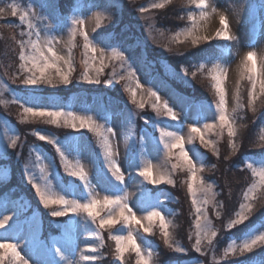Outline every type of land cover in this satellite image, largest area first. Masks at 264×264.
Masks as SVG:
<instances>
[{"label": "snow or ice", "instance_id": "6c2138e0", "mask_svg": "<svg viewBox=\"0 0 264 264\" xmlns=\"http://www.w3.org/2000/svg\"><path fill=\"white\" fill-rule=\"evenodd\" d=\"M172 0H161L153 2L151 9H164L166 5L171 4ZM187 4L194 5L195 12L187 13V20L190 24L182 31L177 32L171 37L170 43L177 45H190L192 48L198 47L202 42L212 40L231 42L236 37L231 35L229 27V18L227 10H221L214 0H186ZM110 7L117 6L116 3H110ZM141 13L149 11L148 7L138 9ZM10 15L18 17L19 25L7 21L5 26L8 28L20 27L19 39L15 35L12 39L18 45V61L21 76H15L13 83L18 79L19 82L29 89V95L26 100L21 101L14 97L13 102L18 103L22 109L20 123H28L27 117L39 118L44 124L55 125L57 127L70 128L73 132L79 133L82 129L94 133L100 142L104 167L110 176H105L107 187L99 189L90 179L89 172L85 164L81 163L80 158L73 161L68 155L65 146L50 135L41 132L39 129L31 134L39 141L51 145L59 157L60 166L68 177L75 178L80 182L81 191L77 195L71 193V198L63 191H57L52 179H50V169L52 164L43 165L41 163L42 154L39 153L35 146H32L29 152V159L22 165V171L26 178V183L35 191L38 202L44 209H50L48 213L53 218L63 217H83L84 227L90 232L86 237L87 240L95 241L81 248L76 233L59 221L54 222V226L59 231L58 237L51 240L42 239V219H36L33 231L29 238H25L21 244L19 235H10L7 227L15 224L17 214H5L0 218V230H5L0 235V264H96L104 258L101 249L104 247V233H108V238L114 241L113 256L119 264H125L126 255L134 254L135 264H154V250H146L139 242L138 233L143 232L148 235L154 234L157 229L163 244L170 250L177 253H187L189 250L200 256H206L209 251H215L216 238L218 229L215 227L213 219L209 216V207L215 210L216 218L219 219L221 213L219 209L224 207L223 202L217 197L220 195L216 191L215 182H210L199 175L205 170V156L198 150L192 152L185 148V135L183 134V121L180 115L174 111L165 101L160 103L161 97L157 91L147 90L150 98H153L151 108L158 116H166L170 121L179 122V130H170L167 124L155 125L159 135L153 137L156 140L155 151L163 153L165 162L159 165H153L150 159L143 157V147L145 138L141 136L138 143L141 146V163L135 159L130 161V170L127 172L129 178L136 176L142 178V182L137 183L138 196L134 203L130 202L133 195L128 191L125 172L115 159L118 151L114 147L116 131L112 126L105 123H98L93 115L88 113H77L72 110H62L55 107L44 106L37 90L41 86L57 88L60 86L67 87L73 83V73L75 67L71 55L72 48L77 47V37L82 38L83 44V67L84 71L77 78V82L89 85L105 84L111 86L119 84L121 81H132L136 78V72L133 66L128 62L123 50L113 49L110 56L106 55L105 49L99 47L89 34L84 30L85 18L73 11L72 16L63 25L67 29L71 47L68 48V55L64 56L55 50V44L58 43L57 36L54 33L56 28L45 23L43 35L36 21L44 22L46 18L39 16L34 8L21 7L16 0H0V19ZM219 17V29L214 36L200 35L199 26L201 21L207 20L210 16ZM183 19V17H181ZM96 28H99L102 22L109 17L102 13H97L94 17ZM149 31L154 25H149ZM95 30V29H94ZM163 36V32H159ZM166 51L172 52V48L165 46ZM225 51L230 52V47ZM177 54L183 55V52ZM120 61L121 72L118 75L113 66V72L106 79L105 68L110 67L106 60ZM259 60V62H258ZM196 70L189 72V69L181 66L184 77L194 80L197 74L207 73L211 81V89L214 92L215 100L208 104L207 111L214 113L212 122H208L206 114L201 119L188 125L190 136L187 143L192 144L198 140L202 148L211 151L212 155L220 159V153L215 148V141L209 139L206 133L216 132L222 136L226 130L228 137V146L232 149V155H236L240 150V144L237 143L239 137L238 121L243 120L244 116L238 113L247 109L253 113L254 118H258L257 113L264 115V57L258 58L255 50H249L240 61V80L246 81L244 94L241 92V85L237 84L233 99L235 107L228 109V93L225 87L228 78L229 67L220 60H212L210 67L205 63L193 66ZM141 88L138 79H135V88L125 86L124 91L129 94L131 104L138 110L145 108V103L137 100L136 89ZM246 94V95H245ZM257 101H260L258 108ZM3 101H0L2 103ZM205 113V110H201ZM139 112H129L128 122L130 126L129 139H131V129H134L135 119ZM147 124L149 121L144 117H139ZM254 122V121H253ZM7 136V133H5ZM20 136L13 134L8 136V143L0 146V158L9 155V148L15 150L18 146ZM125 146L128 148L129 141L125 140ZM35 153L34 160L32 159ZM128 153L126 152V155ZM21 158V153H17V159ZM175 159L176 163H171ZM229 159L228 156L224 157ZM171 163V168L167 164ZM33 167H39V175L33 171ZM216 168V165H211ZM0 168H3L0 165ZM246 168L251 171L254 178H258V183L253 180L242 192L241 201L229 216L225 228L229 231L246 225V222L258 210L256 201L264 199L258 197V191L264 190V163L260 167H255L252 163H247ZM155 169V173H154ZM184 171L187 175L185 181L187 195L191 200V207L194 213V230L188 234L189 241H193L191 249L182 247L175 239L170 228H174L171 219L168 216L172 213L166 212L162 206L160 194H153L143 187L146 182L150 185H170L175 187L173 172L175 170ZM10 174V168L6 169ZM240 171H244L243 168ZM3 181L0 180V183ZM103 193V194H101ZM55 206V207H54ZM136 209V210H134ZM139 212V215H138ZM36 216V213H33ZM12 222V223H10ZM146 222V223H145ZM119 226V227H117ZM115 230V231H113ZM27 248L29 253L26 254L24 249ZM264 248V226L257 230L255 226L247 227L239 237L230 238V242L223 250L224 258H239L251 254L254 250ZM41 255H48L51 259L43 260ZM78 257V258H77ZM213 264H219L216 256L212 257ZM202 264V262H200Z\"/></svg>", "mask_w": 264, "mask_h": 264}, {"label": "rangeland", "instance_id": "374dc122", "mask_svg": "<svg viewBox=\"0 0 264 264\" xmlns=\"http://www.w3.org/2000/svg\"><path fill=\"white\" fill-rule=\"evenodd\" d=\"M129 1L130 0H106L98 3L91 0H75L74 10H71V14L68 15L66 20H64V18H62V13L60 14L59 12H57L56 15L54 13L53 15H50L52 12L51 10L42 11V9H40V6H37L32 1L31 3H29L24 2L23 0H16V2L20 3L21 7H32L39 16L46 18L44 22L36 21V23L39 25V29L41 30L42 35L45 23L51 24L56 28L53 34L57 36L59 42L55 44V50L59 54L64 56L68 55V48L71 47V44L69 42L70 38L68 35V31L66 28L63 27V25L72 16L73 11H75L76 14L82 15L85 18L84 30L89 34V37L91 39H93L94 33H96L103 24L102 22L101 26L99 28H96V21L94 19L96 14L102 13L104 16H112L114 19V16L118 15L113 14L115 12L120 13L123 22L128 25V27L132 31V34L136 37V44L134 43L137 46L136 48H140L141 53L146 57V59H148L147 62H149V64L151 65L150 68V66H148L147 63L144 62V65L146 66V73L139 72L137 70L139 66L140 70H142L143 67L141 65L143 64H141V62L139 61L133 60L136 56L135 53L126 54L124 48L118 44H110L109 46H107L108 41L106 44H104L105 41H95L93 39L99 47L105 49L107 56H110V53L113 49L123 50L126 58L128 59V62L133 66V70L137 74L136 78H134V80L132 81L125 80L121 81L119 84H113L111 86L105 85L103 83L99 85H91L101 86V89L107 91L108 98H105L103 94L101 96L99 94H94L92 91L81 90L79 92L71 93L64 100V95H61L63 93L60 92V88L64 86L57 87L58 90H49L46 89V86H41L37 90V94L41 97L44 106L55 107L66 111L72 110L77 113H88L93 115V118L96 119L98 123H105L106 125L112 126L115 129L117 135L114 141V147L118 151V155L115 157V159H117V161L121 165L122 171L125 172V179L127 182L128 191L133 194L130 197V202L134 203L137 200L138 196L137 183L142 182V178L136 176L135 172H133V177L129 178L127 172L130 170L131 160L135 159L137 163L142 162L141 146L138 143L139 138L141 136L145 138V144L143 147V157L146 159H150L153 165H159L165 162V157L163 153H157L155 151L156 140H154L153 137H158L159 135L155 125L167 124L170 130H179L181 128V124L179 122L170 121L166 116H158L156 112L152 110L151 104L153 103V98H150L148 96L147 90L151 89L153 91H157L158 95H160L161 97L160 103L162 104L163 102L167 101L169 106L173 107L174 111H176L180 115L181 120L184 124L183 134L185 135V148L190 149L192 152L198 150L199 152L204 154L205 158L206 153L202 151L196 144V141L198 140L194 141V143L192 144L187 143V139L191 135L189 132L188 125L200 120L201 116L204 114H206L208 122H212L214 113L212 111H207V106L208 104L213 103V101L215 100V96L213 90L211 89V81L210 79H208L207 76H202L201 79H197L201 83L208 82V84H204V87H206L207 92H209L210 90V96L213 97L212 100L209 101L208 98L200 99L199 97L201 96L197 97L196 95H194L193 92H190L188 94L186 83H188V81L190 82V80L192 79L191 76L184 77L181 68H173L168 64L167 61L169 57L172 58L171 54L173 53V51H177V49L181 46L170 43V39L177 32L182 31L185 27L190 26L187 20V13L189 11H196L194 5L187 4L188 9L185 11L187 22L185 20L183 26H180V28L177 29L172 28L167 31L164 29H160L158 27L159 22L155 19L156 13L160 9H151L150 7L153 2H161V0H151V3H146V1L148 0H131L136 4V7L141 3L145 2L143 5H141V7L149 8V11L145 13H141L139 10L136 13L130 12L131 10L128 6L131 3ZM214 2L218 5L221 10H227L230 33L231 35L236 37V39L231 42H222L216 40L210 41H216L218 43V54L215 53L213 55H206L202 59L201 63H205L207 66L210 67V62L212 60L218 59L229 67V73L225 87L228 93V109L229 111H231V109L235 107V100L233 99V94L235 92L237 84L241 85V92L243 94L244 87L246 85V81L240 80L239 65L242 57L249 50H255L257 52L258 58L264 57V0H214ZM110 3H116L117 6L110 7ZM177 3V7H179L183 3L186 4V1L177 0ZM149 25H154L151 31H149ZM219 27V17L217 15H212L207 20L200 22L198 34L211 37L215 35V32L219 29ZM159 32H163L164 35L160 36ZM13 35H15L17 39L20 38L19 36L17 37L16 34ZM78 38L79 37H77V39ZM11 42L15 44L14 49L11 48ZM165 46L171 47L172 52L166 51ZM78 47L82 49L79 53H75V49L77 47L72 48L71 52L73 64L75 67L73 79H75L76 75L81 74L84 71V57L82 55L83 48L82 45H78ZM229 47L230 52L225 51V49ZM5 50H11L13 52V54L16 56L17 63H14L9 59V57L5 53ZM18 52V45L13 39L12 41H10L8 46L7 43L0 46V101H3L2 103H0V146L8 143V136L18 134L20 136V140L18 141L19 143L22 140H26L28 130L30 131V134L33 131L37 130H30L32 129V127H27L26 125H43L38 129L41 132L46 133L51 137L57 139L61 145L65 146L70 159L74 161L77 156L80 158L81 163L85 164L86 170L89 172L90 179L93 181L94 185H98L99 189L107 187L108 185L107 181L105 180V176H110V174L107 173L104 167L100 142L94 133L88 132L86 129H82L79 133H70L66 130L57 132L56 130L50 128L49 125H44V123H42V120H40L39 118L32 117L26 118L29 121L28 123H20V120L24 119V117H22L21 115L22 109L20 108V105L18 103L13 102V99L14 97H16L19 98L21 101L26 100L29 95V89L25 88V86L22 85L18 79L15 83H13V78L15 76H21L22 78V74L20 73L18 67ZM106 63H109L110 67L105 68V76L101 77V79H106L108 76L111 75V73L113 72V66L116 69V64L120 65V61L118 60L109 59L106 60ZM118 70L119 72L116 73L119 75L122 70L120 67L118 68ZM146 75H148L147 78ZM135 79H138L141 84V88L136 89V91L138 102L142 101L145 103V108L143 110H138L134 105H132L129 94L124 91V87L126 85L135 88ZM172 79L185 83L180 85L181 87H183V90H181V87H179V84H177V82L173 84ZM82 84L86 85L85 83ZM112 97H116L117 106L111 101ZM108 100H110L113 104V107L111 106V112L107 111ZM66 101H70V103L68 104ZM45 102H47V104ZM202 109L205 110V113H202ZM130 111L139 112V116L135 119L134 129H131V139H129L130 126L128 122V116ZM139 117H144L149 121V123L145 124L144 120L140 119ZM5 133H7V136L5 135ZM242 133H244V128L239 127L240 137L243 136ZM254 134L256 138L258 136L260 139L263 138L261 136H264V123L262 124V126L261 124H258L256 126V133L254 132ZM206 135L209 139L216 142L214 146L217 149H220V145L228 139L226 130L222 136L217 135L216 132L206 133ZM33 140H31L27 145L28 149L26 150L24 159L22 156L23 152L21 151L23 143L17 150H13L11 148L7 150L9 155L4 156L3 158L9 163L0 162V165L3 166V168H0V180H2L3 182L9 180L12 174L11 168H15L17 166V162L19 164V168L23 178L26 179L22 171V165L26 160L29 159V152L31 147L35 146L38 149L39 153L42 154L41 163L43 165L52 164V167L50 169V179H52L54 188L57 191H63L66 195L69 196V198H71L72 192H75L78 195L81 191L80 182L72 177L69 178L68 181H65L64 178L68 176L66 175V173H64L63 168H60V162L58 161V168L55 159L48 154V151L46 150V146L48 144L46 142H41L37 139L35 142L32 143ZM125 140L129 141L128 148H126L125 146ZM12 151H14L13 154ZM126 152L128 153L127 155ZM17 153H21V158L19 160L17 159ZM230 154H232V151L229 152V156ZM55 155L56 157H58L56 153ZM34 156L35 153H33L32 156L33 160ZM210 160L212 163L214 162L215 164L221 162L220 160H217V158L214 156H211ZM176 162L177 161L175 159L171 161V163ZM171 163L167 164V167L169 169L171 168ZM247 163H252L255 167H260L261 164L264 163V157L260 155H255V153H253L247 155L246 159H244L241 168L245 169L246 175L249 177L246 187L253 180H256V182L258 183V178H254L251 174V171L246 168ZM213 164H206L207 166L205 167V170L199 173V175L206 178L210 182H215L216 191L219 192L220 182L216 179L211 178L217 174L216 170L219 167L212 168L211 165ZM9 168L10 174L8 171H6V169ZM15 169H17V167ZM32 171L37 176L39 175V167H33ZM180 171L181 170L179 169L175 170L173 172V178H175ZM218 176L219 175L215 177ZM186 179L187 175L186 173H184L183 175H181L179 183H176V187H178L179 184L183 182L181 186L185 187V194H187V187L185 183ZM143 187L152 192L154 195L160 194L161 201L163 202L162 206L164 207L166 212L171 213V211L169 210L168 203L177 198L174 197L175 195L160 190V185H150L144 182ZM4 191L1 190L0 192L3 193ZM11 192L12 194L5 192L4 197L0 196V218H2L5 214H17L15 224H13L12 227L6 226V228L10 235L15 234L21 237V244H23L25 238H29L31 236L34 222L36 219H42V239L44 240H51L53 237L59 236V231L54 226V222L59 221L60 223L65 224L66 226L75 231L76 237L78 238V242L81 248L85 247L87 244H92L95 242L86 239V237L90 235V232H88L84 227L83 217L69 216L60 219L53 218L48 214L50 212V209H48L44 213V211H42L45 210L43 206L40 204L38 206L36 204V202L38 201V197H36L34 190V193H30L29 195L22 194L21 196L17 195V192L15 191ZM181 195L183 196V199L186 197L184 194ZM187 199L189 200L188 204L190 207L191 200L189 197ZM217 199L221 201V199H219V196L217 197ZM190 211L191 213H193L192 209H190ZM208 211L210 218L213 219L214 225L218 229V236L221 232H223L222 230H224V232L228 231V233L231 232L227 230L224 226L228 220V217L225 214V205L222 209H219L221 213L219 219L216 218L215 210H213L211 207H209ZM34 212L36 213L35 217L33 216ZM184 217L190 220V225H192L191 230H194V213L192 219L190 217L189 211L185 213ZM45 218L47 219L48 223L47 227L44 226ZM168 219H171L173 225L175 226L174 228H170V231H172L175 237L174 229L178 226V224H180L179 219H175V217H171V215L168 216ZM261 226H264V221L256 225L255 228L257 230H260ZM48 230L53 231L47 234ZM4 231L5 230H0V235H2ZM189 231L190 229H187L184 232L185 237H183L182 239H176L175 237L176 241L179 244L181 243L180 245L186 249H191V244L194 243V239L193 241H189L188 239ZM137 235L139 237V242L144 246V248L146 250H154L155 253L156 243L149 240L148 234H145L141 231ZM155 237L159 238L158 236ZM214 244L215 251H209L206 256H200L199 254L194 253L191 250H189L187 253L176 252L175 254H178L179 256L183 257L180 262L174 261L172 264H200V262H202V264H213V255L216 256V259L217 261H219V264H227V262H229L227 260L228 258L223 257V251L219 252L216 241H214ZM112 245L113 246H111L109 250V258H112L114 260V264H119V262L116 261L113 256V250L115 246L114 241H112ZM24 252L26 254H31L29 253V250L27 248L24 249ZM171 253H174V251L171 250ZM40 258L43 260L51 259V257L48 255H41ZM231 260L235 261L233 258ZM127 264H135V257H129L127 259ZM248 264H264V260L255 261Z\"/></svg>", "mask_w": 264, "mask_h": 264}, {"label": "trees", "instance_id": "16d2710c", "mask_svg": "<svg viewBox=\"0 0 264 264\" xmlns=\"http://www.w3.org/2000/svg\"><path fill=\"white\" fill-rule=\"evenodd\" d=\"M23 1L29 2V3H31V1L34 2L37 6H40V9H42V11L51 10L52 12L50 15H53V13L56 15L57 12H59L60 14L69 13L75 5V0H23ZM91 1L99 2V1H106V0H91ZM129 2L131 3L128 6L130 7V10H131L130 12H134V13H136L138 9L141 8V5L145 3L143 2L136 7V4L134 2H132L131 0ZM146 3H151V0L146 1ZM177 4H178L177 0H172L171 4H168L164 9H160L157 11L155 19L159 22L158 27L160 29L169 31L172 28L177 29V28H180V26H183L186 20L185 11L188 9L187 3L186 4L183 3L179 7H177L178 6ZM113 14H118V15L114 16L115 17L114 19L112 16L111 17L107 16L109 17V19H106L103 21V24L100 27V29L96 33H94L93 39L95 41H98V40L105 41L104 44H106L108 41L107 46H109L110 44H118L124 48L126 54L135 53L136 56H135V59L133 60L139 61L141 62V64H143L141 65L143 69L140 70V66H139L137 70L139 72L146 73V70H145L146 66L144 65V62L147 63V65L150 66V68H151V65L149 64V62H147L148 59H146V57L141 53L140 48H136L137 47L135 45L136 40H137L136 37L132 34V31L128 27V25H126L123 22V19L120 13L115 12ZM180 17H183V19L182 18L180 19ZM7 21H11L13 24L19 25L18 17H11L10 15H8V16H5L3 19H0V46L6 43L8 46L10 41H12L13 34H16L18 37L19 31L21 30L20 27H16L14 29L6 27L5 24ZM82 44H83L82 38L79 37L77 39V45H82ZM11 48L12 49L15 48V44H13L12 42H11ZM218 49L219 47L216 41L210 42V43L202 42L196 48H192L190 45H181L177 49V51H173V53L171 54L172 58L169 57L167 61H168V64L172 66L173 68L178 69V68H181V66H183L184 68L189 69V72H190L191 70L192 71L196 70L193 66L200 64L202 62V59L206 55H213L215 53L218 54ZM81 50L82 49L77 46V48L75 49L76 51L75 53L77 52L79 53ZM178 52H183L184 54L179 55L177 54ZM5 53L7 54V56L12 62L17 63L16 56L13 54L11 50H5ZM119 67L120 65L116 64V69H115L117 70L116 72H119L118 70ZM79 76L80 74L76 75L75 79H73V83L69 85L68 87L60 88L61 89L60 92L63 93L61 95H64V100L71 93L79 92L81 90L92 91L94 94H99L101 96L103 94L105 98H108L107 91L101 89V86H91L89 84L84 85L82 83L77 82V78ZM202 76H207V73L206 72L204 74L198 73L196 79L194 80L191 79L190 82L188 81V83H186L187 93L189 94L190 92H193L194 95H196L197 97L201 96L199 97L200 99L208 98V100L210 101L213 99V97L210 96L211 92L210 90L209 92H207L206 87H204V84H208V82L201 83L197 79V78L201 79ZM147 77L148 75H146V78ZM172 81H173V84L177 82V84H179V87H181L180 85L185 84L181 81H175L174 79H172ZM196 83H198L199 85ZM182 88L183 87H181V90H183ZM46 89L58 90L57 88H51V87H46ZM261 100H264V97H262ZM111 101L115 103V105L117 106L116 97H112ZM45 103L47 104V102ZM257 106L259 108L260 101H257ZM261 111H264V109H261ZM238 114L244 116L243 120L238 121V126L244 125L242 127L244 128V133H242L243 136L242 137L239 136L237 139V143L241 145L240 150L239 152L236 153V155L230 154L229 156V152L232 151V149L228 146V139L224 141L220 145V149H218L220 153L219 160L221 162L217 164L213 162L216 165V168L219 167L216 170L217 174L215 176L217 175L219 176L211 177L212 179H216L217 181L220 182L219 199H221V202H223V204L225 205V214L228 218L232 214L233 210L238 207V204L241 201L242 192L248 183L247 181L249 180V177L246 175L245 169L244 171H240L244 159H246L247 155H250L253 153H255V155H260L264 157V139H263L264 136H261L263 138L260 139L259 136L256 138L254 134V132L256 133V126L258 124H261L262 126V124L264 123V115H260V113L258 112L257 113L258 118H254L253 113L247 109L242 110ZM44 125H49V124H44ZM26 126L32 127V129L30 130H35V129L40 128L43 125L38 126L34 124V125H26ZM49 126L50 128L56 130L57 132L66 130L67 132L74 133L72 129L70 128H62V127H57L55 125H49ZM33 139H35V137L32 134H30V131L28 130L26 140L25 141L22 140L18 143L16 150L23 143V146L21 149V151L23 152L22 153L23 159H24L26 150L28 149L27 145ZM35 141L36 139L33 140L32 143ZM196 144L202 151L206 153V158H205L206 164H213L210 160L211 156H213L211 151L202 148L199 144V141H196ZM43 145H46V144H43ZM46 148H47L46 150L48 151V154L51 155L55 159L56 164L59 168V165H60V164L58 165L59 160L57 159L52 149V146L47 145ZM13 153L14 151H12V154ZM225 156H228L229 159L225 160L224 159ZM0 162L9 163L4 158L3 159L1 158ZM16 167L17 169H15ZM16 167L11 168L12 174L9 180L6 182L0 183V191L5 190L3 193L0 192L1 197L4 196L5 192L12 194L11 191L17 192V195L19 196H21L22 194L29 195L30 193H34L33 192L34 189H32L26 183V179L23 178L18 162H17ZM184 173H185L184 171H180L176 175V177L174 178L176 179L175 184L179 183L180 177ZM69 178L71 177H65L64 180L68 181ZM181 184H183V182L180 183L178 187L175 186L174 187L175 189L170 185H160L159 187L160 190L168 192L169 194H173L175 195L174 197H177L175 198V200L168 203L169 210L172 213L171 217H175V219H179V223H180L174 229L176 239H182L183 237H185L184 232L187 229L191 230L192 225H190V220L184 217L185 213L189 211L191 219L193 218V213H191L190 211L192 207L191 206L189 207V204H188L189 200L187 199L188 198L187 194H185V187L184 186L182 187ZM179 192L181 194H184L186 197L183 199V196ZM257 196L264 197V190L259 191L257 193ZM36 204L39 206L38 201L36 202ZM256 206L258 210L250 218V220L246 222V225L240 226V228L231 230L230 233H228V231L224 232V230H222L223 232H221L220 235L216 239L219 252L224 250L226 245L230 242V238L239 237L247 227L256 226L264 221V199H258L256 201ZM47 210L48 209H45L42 211H44L45 213V211ZM44 217H45V214H44ZM45 219H44V226L47 227L48 223H47V219L46 220ZM52 231L53 230H48L47 234L51 233ZM103 235L105 238V245L101 249V251L104 254V258L100 261H97V264H114V260L112 258H109V252H110L109 250H110V247L113 246L112 240L108 238L107 232L104 233ZM155 236H158L159 238H156ZM148 238L150 241L156 243V251L153 256L154 264H172L174 261L180 262L183 256H179L178 254H175L176 253L175 251L174 253H171V250L168 249L163 244L162 239L160 238L159 232L157 229H154V235H148ZM132 256H134V254L126 255L125 264H127V259ZM232 258L233 257H230L227 259L229 261L227 262V264H239V263L248 264V263L255 262V261H262L264 260V248H259L257 250H254L253 253L247 254L243 257L233 258L235 261L231 260Z\"/></svg>", "mask_w": 264, "mask_h": 264}]
</instances>
